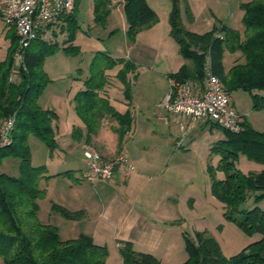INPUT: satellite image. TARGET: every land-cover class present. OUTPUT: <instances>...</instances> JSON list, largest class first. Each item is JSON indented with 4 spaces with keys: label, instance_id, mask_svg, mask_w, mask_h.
<instances>
[{
    "label": "trees",
    "instance_id": "trees-1",
    "mask_svg": "<svg viewBox=\"0 0 264 264\" xmlns=\"http://www.w3.org/2000/svg\"><path fill=\"white\" fill-rule=\"evenodd\" d=\"M120 1L127 26L125 34L129 41L157 21L156 13L145 0ZM75 5L73 13L64 16V25L69 28V39L78 29ZM109 5L110 0L94 1L92 13L96 25L105 26L112 9ZM240 8L243 12L242 31L222 25L198 34L182 26L176 0H172L170 36L177 44L180 56L190 65L181 66L177 72L168 74L167 78L171 81H187L199 87L206 74L210 73L219 79L229 98L236 91L247 92L252 97V109L259 110L264 108V0H250L242 3ZM53 36L56 34L53 33ZM37 40L44 41L41 36ZM68 41L65 40L66 43ZM42 43L27 48L23 66L17 78L10 82L12 53L17 45L13 29L7 67L4 68L5 63L0 65V131L7 120H13L10 144L0 147V262L105 264L108 255L105 246L95 244L90 236L83 233L74 238L62 239L54 225L43 223L38 218L40 201L46 195L45 189L39 187V182L55 176H69L71 173L66 171L48 175L44 166H33L31 162V138L41 141L50 155L58 147L57 114L38 105V98L48 82L42 65L46 56L58 45L51 43L42 46ZM62 49L69 55L78 53V48L72 44ZM225 53L234 56L227 71L223 66ZM118 66L120 68L115 78L124 86L125 98L129 100L130 82L127 75L134 73V64L126 58L104 55L103 66L96 70L90 69L91 74L84 80L83 90L72 99L73 110L85 127L84 131L72 129L73 138H82L83 143L89 144L104 118L111 119L117 125L113 132L118 137L119 147L131 130V112H116L108 105L106 97L110 77L106 71ZM222 131L223 139L210 148V155L219 158L215 167H207L211 195L222 204L223 216L227 221L246 235L257 234L260 237L237 254L226 257L217 241L205 232H196L194 238L183 233L187 257L182 264H264V211L258 206L247 211L239 209L250 194H255L256 202L264 199V132L255 130L245 120L239 132ZM240 155L261 166V169L242 173L235 166ZM9 159L14 164L13 175L2 171L4 161ZM218 172L224 175L223 179L216 178ZM50 211L66 220H77L82 215L81 211L72 212L57 204H51ZM119 252L123 264H161L154 255L134 250L130 242L123 243Z\"/></svg>",
    "mask_w": 264,
    "mask_h": 264
},
{
    "label": "rangeland",
    "instance_id": "rangeland-1",
    "mask_svg": "<svg viewBox=\"0 0 264 264\" xmlns=\"http://www.w3.org/2000/svg\"><path fill=\"white\" fill-rule=\"evenodd\" d=\"M73 1L76 4L75 18L78 29L72 34L71 39L68 38L69 28L65 24L63 32L57 31L56 36L51 34L49 38L43 37L44 41L36 39L31 44L32 47L42 42H45L42 46H48L51 43L58 45V48L46 56L43 62L42 71L48 82L38 98L40 107L51 109L57 114L56 141L59 139L57 144L63 143L65 147L68 144L72 145V129L80 128L82 131L85 129L83 122L73 110L72 99L77 92L83 90L84 80L91 74L90 69L96 70L103 66L104 55L126 58L134 64L135 68L133 74L127 75L130 82L129 100L125 98L124 86L115 78L119 66L106 71L110 76L108 87H106V97L108 105L116 112L124 113L129 110L133 117L130 133L124 136L121 144L125 147L123 151L131 158L142 155L153 156L156 160V169L148 173L149 176L156 175L155 179L145 184L142 191L134 192L133 190V195L140 192L142 196H147V206H149L147 214L150 215L148 220L152 221L158 229L164 230L163 225L159 223L160 218L170 220L166 241H171L174 256L179 261L186 256L183 233L194 238L196 232H205L217 241L226 257L237 254L245 246L258 240L259 235H246L236 225L227 221L223 216L222 204L210 192L207 167L209 165L215 167L219 159L217 156L210 155V148L218 140L223 139L222 129L214 123L199 122L189 126L188 131H185L186 135L183 136L177 125L168 126L159 119L161 113L156 105L165 87L162 86L163 76L161 75L167 71H174L178 65L190 64L180 56L177 44L169 33L172 0H145L148 7L156 13L157 21L152 27L140 31L131 41L125 34L122 2L118 1L114 5L116 7L119 3L116 8L111 9L106 24L102 27L93 21L92 11L95 0ZM248 1L250 0H176V5L179 10V20L186 30L192 29L205 33L213 27L219 28L224 25L242 31L243 12L240 5ZM4 2L5 0H0V13H2ZM4 28L9 31L6 35L3 32ZM12 36L13 29L0 21V65L5 63L4 68L7 67V55ZM67 39L69 41L66 43ZM68 44L76 46L78 53L66 54L62 47ZM233 57L229 53L224 54L225 70L232 65ZM230 104L255 130L264 132V108L253 110V101L249 93L234 92L230 96ZM114 125V121L104 118L97 131L99 138L106 140L113 137L118 142L117 135L113 134ZM84 144L94 148L91 141L89 144ZM29 145L33 166H44L46 174L70 170V175H73L70 180L72 184L62 178L56 181H50V178L42 179L39 182L40 188L44 189L47 186L49 188L45 198L40 201L39 220L58 225L62 239L91 232L92 224L98 219L99 214L103 213L94 188L100 184V181L89 182L85 178L87 165L82 149L73 147L72 153L66 155L58 150V146L50 155L48 148L34 137L30 139ZM67 158H69L68 161ZM112 159L104 160L101 157L103 161ZM235 166L242 173L258 172L261 167L243 155L238 157ZM2 171L9 175L15 174L14 164L10 162V159L4 161ZM223 177L224 175L219 172L216 175L217 179H223ZM111 184L118 186L116 183ZM69 185L79 186L76 188L77 197L83 198L82 201H85L91 210L87 211L90 221L83 219L76 224L67 221L65 226L73 224L69 225L73 227L65 230L66 228H63L62 223L58 221L60 215L50 211V203L51 200H59L61 193L66 192ZM74 192L73 189L66 195L75 196ZM254 195L250 194L240 205L241 211L250 210L255 206L264 211V199L256 202ZM120 196L121 193L118 190L117 194L115 196L111 194L109 199L117 202L122 197ZM126 203L132 204L131 201L129 203V199ZM107 207L109 208V205ZM170 230H173L172 239ZM90 237L93 240V237ZM97 239L99 238L94 240L99 241ZM101 241L106 245L107 257L110 259L113 254L111 240L104 235ZM112 261H114L113 258Z\"/></svg>",
    "mask_w": 264,
    "mask_h": 264
},
{
    "label": "crops",
    "instance_id": "crops-1",
    "mask_svg": "<svg viewBox=\"0 0 264 264\" xmlns=\"http://www.w3.org/2000/svg\"><path fill=\"white\" fill-rule=\"evenodd\" d=\"M118 1L120 0H117V2ZM118 5L119 3L117 4V6ZM121 5L123 7L122 3ZM116 7L113 6L112 9ZM59 20L61 21L59 24V31L63 32L64 16L61 17ZM126 27L127 26L125 22V30H126ZM228 28H231V27H228ZM231 29H234V28H231ZM189 31L202 34L192 29H190ZM3 32L6 35L5 28ZM169 33H170V26H169ZM51 34L53 33H50L49 31L45 34V36H41V37L42 38L45 37L46 39V38H49ZM183 65H186V64L178 65V67H176L174 71H167L166 73H163L161 75L163 76L162 86L163 87L165 86V87L162 90L163 93L159 101L166 94L168 87H169V83L171 82V80L167 78V75L177 72L179 68ZM200 122H203L204 124L208 123L206 121H200ZM170 125H177V124L171 122L170 124H168V126ZM116 126L117 125L115 124L114 127ZM129 133L130 131L127 134ZM113 134L115 133L113 132ZM99 137H100L99 134H95L92 136L90 141L93 144V147L96 149V151L100 154V156L104 160L111 159L116 156H122L127 160V165L116 166L113 172V176L108 180H101V179L96 180V182L100 181L99 182L100 184L98 183L99 185H96L94 187L95 194H97L96 195L97 199L99 200V202H101V205H102L101 212L103 213L99 214L98 219H96L95 222L92 224L93 227H91V232L83 233V234L92 236L95 244L100 245V246L106 247V245L102 243L103 241H101L104 235H106L111 240L110 242H111L113 254H111L110 259L109 257H107L105 264H123L122 257L119 252V248L125 242H130L134 250L138 252H145V253H150L154 255L160 261L161 264H182L186 260L187 256L183 257L181 261L177 260V258L174 256L172 252L171 241L170 242L169 240L166 241L167 236H168L170 220L160 218L159 223L160 225H163L164 230L158 229L152 221L148 220L150 215L147 214V209L149 208V206H147V202H148L147 196L146 195L142 196L140 192H137L135 193V195H133V190L134 192L136 190L142 191V188L145 186V184H148L149 182H151V179L152 180L155 179L156 175L149 176L148 173L154 172V170L156 169V166H157L156 160L154 159L153 156H142V155H139L137 158H131L126 152L123 151L124 150L123 148L125 147L121 145L122 147L119 149L118 142H116L115 138L112 137L111 139L106 138V140L104 139L101 140ZM58 141L59 139L57 140V142ZM71 142H73L72 145L68 144L67 147L63 146L64 144L62 142H61L62 145L58 143V146H59L58 150L68 155L72 153L73 147L81 150L82 145L84 144L82 142V138L79 140L76 138H73ZM66 160L68 161L69 158H67ZM136 168H137V171L135 172ZM67 171H70V170H67ZM63 172H66V171H62L58 173H63ZM55 174L57 173L48 174V175H55ZM61 178L66 182L67 181L70 182V180H72L73 178V175L52 177L50 178V181H56L57 179H61ZM77 178L78 177H76V179ZM78 180L80 179L78 178ZM105 181L107 182L105 183ZM111 183H116L118 186H113V184ZM76 188H79V186L69 185L68 188L66 189V192L64 191L61 193L59 200L54 199V200H51V203H50V206L51 204H57L72 212H75V211L82 212L81 217L77 220H66L62 218L61 216L60 218H58L59 219L58 221L62 223L63 228L64 227L66 228L65 230H67L69 227H73V226H69L73 224H69V225L66 224L67 226H65V223H67V221L73 222L74 224H76V222H79L83 219L86 221L87 220L90 221L89 215H87L88 213L87 211L91 209L85 201H82L84 200L83 198L77 197L78 190ZM44 189L47 193L49 188L47 186L46 188L44 187ZM73 189L75 191L74 192L75 196L71 194L67 196L66 195L67 192L69 191L71 192ZM118 190L121 193L122 197L120 196L121 198L117 202H115L114 200L111 201V199H109V196L111 194H114L115 196ZM127 199H129V203L131 201L132 203L131 205H128V203H126ZM104 203L106 204L103 206ZM106 205L107 206L109 205V208ZM50 215L53 216L52 213H50ZM45 223L51 224L49 222H45ZM54 226L57 228L58 234L61 237L59 233L58 225H54ZM170 235L172 239L173 230H170ZM96 238H99L97 239L99 241H95L94 239ZM65 239H70V238L66 237ZM164 242H169V243L164 244ZM112 258L114 261H112Z\"/></svg>",
    "mask_w": 264,
    "mask_h": 264
},
{
    "label": "built area",
    "instance_id": "built-area-1",
    "mask_svg": "<svg viewBox=\"0 0 264 264\" xmlns=\"http://www.w3.org/2000/svg\"><path fill=\"white\" fill-rule=\"evenodd\" d=\"M116 3V0H110L109 8ZM73 11V0H5L1 21L14 29L17 38L11 59L10 82L17 78L23 66L24 54L32 42L49 31H59V19ZM156 106L161 113L160 121L165 125L171 122L177 124L183 136L189 126L200 121L214 123L231 132L242 129L243 117L231 106L219 79L210 73L206 74L199 87L187 81H171L166 94ZM12 127V119L4 123L0 131V147L10 144ZM81 149L87 165L85 178L89 182L108 180L116 166L127 165V160L122 156L103 161L91 146L83 144Z\"/></svg>",
    "mask_w": 264,
    "mask_h": 264
}]
</instances>
